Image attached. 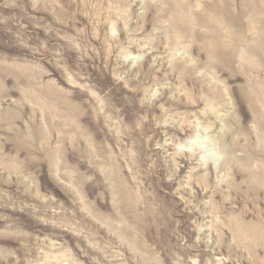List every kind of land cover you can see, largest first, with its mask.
I'll use <instances>...</instances> for the list:
<instances>
[{
  "label": "rangeland",
  "instance_id": "obj_1",
  "mask_svg": "<svg viewBox=\"0 0 264 264\" xmlns=\"http://www.w3.org/2000/svg\"><path fill=\"white\" fill-rule=\"evenodd\" d=\"M0 264H264V0H0Z\"/></svg>",
  "mask_w": 264,
  "mask_h": 264
},
{
  "label": "clouds",
  "instance_id": "obj_2",
  "mask_svg": "<svg viewBox=\"0 0 264 264\" xmlns=\"http://www.w3.org/2000/svg\"><path fill=\"white\" fill-rule=\"evenodd\" d=\"M192 144L198 145L201 149L200 161L201 163L207 164L210 162H216L221 158V152L219 146L215 143L214 138L207 134L204 130L202 133L198 134L194 140L191 141ZM184 145H178V150H183Z\"/></svg>",
  "mask_w": 264,
  "mask_h": 264
},
{
  "label": "bare ground",
  "instance_id": "obj_3",
  "mask_svg": "<svg viewBox=\"0 0 264 264\" xmlns=\"http://www.w3.org/2000/svg\"><path fill=\"white\" fill-rule=\"evenodd\" d=\"M234 150H235V145L232 144L231 146H229V147L227 148L226 153H227L228 155H232V156H233Z\"/></svg>",
  "mask_w": 264,
  "mask_h": 264
}]
</instances>
